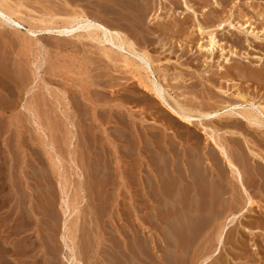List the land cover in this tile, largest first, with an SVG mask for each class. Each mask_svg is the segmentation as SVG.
<instances>
[{
    "label": "rangeland",
    "instance_id": "obj_1",
    "mask_svg": "<svg viewBox=\"0 0 264 264\" xmlns=\"http://www.w3.org/2000/svg\"><path fill=\"white\" fill-rule=\"evenodd\" d=\"M64 1L0 0L4 7H11L17 12L13 19L18 17L23 26L17 30L13 23L0 17V264H76L78 260L81 264H143L144 261L148 262L145 264H153L150 262L152 259H148L152 258L148 253L150 251L154 259H158V264H197L201 259L197 262V256L210 254L205 264H264V223L257 225L264 212V196H255V200L259 201L255 211L244 214L243 211L240 214V208L234 211L239 215L233 224H228L224 231L223 245L219 246L214 256L217 247L215 227L223 220L224 213H227L221 212L220 205L225 206L231 198V191L226 185L229 174L222 183L219 181L215 184L211 192L206 187H196L200 185V177L204 174L203 166L193 169L192 173L198 174V179L196 174L194 181L188 177L191 172L186 166L183 175L181 170L173 168L176 164L179 168L178 161L188 159V147L193 148V154L189 155L193 156L194 161L202 156L207 162L209 154L206 152L211 151L214 143L204 134L202 128L205 125L219 129L216 135L220 136L217 137L221 138L225 149L236 158L241 171L249 166L248 162L252 165L257 161L264 166V129L248 132L243 124L242 134L237 136L231 133V127L219 124V119L201 118L197 120L199 124L195 121V125H188L174 116L167 105H162L153 92L141 88L148 74L150 79L154 76L155 79L151 80L163 84L161 87L165 90L164 95L168 94L165 97L173 107L179 102L184 107L189 106L186 108L193 106L208 112L212 107L240 104L242 99L239 100V93L248 102L264 106V84L256 80L250 82V77L245 78L237 73L239 70L236 71V67L264 70V25L262 27L260 24L264 23V18L261 21L252 18L254 11L263 12L264 15V0H133L136 6L147 8V15L141 22L144 33L137 31L131 23L127 24L129 29L126 33L119 30L127 34V38H132H128L131 42H135L133 46L137 51L131 55L125 49H118L106 41V44L101 42L102 45L83 37L81 40L84 41L75 40L76 43H70L57 36L41 34L35 37L27 32L34 24L37 27L35 29L52 25L49 22L46 24L51 19L47 16L55 15L56 20L54 17L53 22L59 23L58 18L65 16L68 10L67 2L65 6ZM94 1V7L89 9L93 15H90L97 16L95 18L106 25L107 17L99 12L102 0ZM79 6V9H88ZM12 7L17 8L14 10ZM126 13L130 19L140 21L134 11ZM217 15L227 20L222 29L215 28L219 24V20H215ZM22 16H30V21ZM106 26L118 30L114 26ZM199 27L203 32L201 30L200 33ZM249 29L254 34L257 32L260 40L252 34H246ZM81 31L83 35L86 34L84 29ZM211 32L219 42L212 54L201 49V46H206ZM143 51H147L145 54L150 57L149 72V69L145 70L148 67L140 58ZM122 56L130 59L129 64L134 60L130 64L131 68L124 65V59L120 60ZM257 57L262 59L257 61ZM137 74L140 86L136 84ZM215 78L219 84L215 83ZM241 103L243 105L238 104L240 108L237 109L245 106L250 108L243 100ZM191 130L198 134L199 139ZM173 151L179 152L178 157ZM249 172L251 174L250 169L246 173ZM246 173H243L244 184L254 194L256 190L248 186L250 176ZM176 174L178 178H175ZM186 175L188 183L184 186L181 179L186 178ZM170 177L175 179L171 178V182ZM159 179H162L161 185L158 184ZM176 180L181 181L177 183L178 186ZM169 181L177 188L174 189L175 194ZM188 184L192 186L188 189L190 191L185 189L189 187ZM169 185L172 189L170 192L167 191ZM178 187L182 193L187 190V194H183L186 200L180 191L177 192ZM197 191L201 193L198 198ZM171 192L172 196L168 195ZM204 194L208 196H202ZM165 195H168V199ZM210 195H222V200L211 203ZM157 198H161L162 204L157 202ZM201 202L203 206L199 204ZM184 203H188L184 205L186 209L182 207ZM68 204L70 209L67 208ZM198 204L202 206L199 209ZM162 205L167 208L162 209ZM159 209L165 212V219L161 213L163 217L160 216L159 220ZM169 209L173 214L166 212ZM173 211L182 212L181 216L186 219ZM167 214L178 218L175 220L174 216L172 221ZM201 216H204L207 223L211 217L213 224H206V228ZM166 220H171L169 223L172 226ZM192 226L195 230L204 226L202 230H205H201V236V232L196 230V235L200 234L199 240L197 236L192 240L194 245L188 243L190 240L185 241L189 237L183 238L184 235L195 233L190 231ZM183 227L184 231L181 229ZM174 228L178 230V236L182 233L181 237L173 235ZM63 235L66 241L61 238ZM166 236L170 248L164 242ZM118 241L122 245L124 242L127 248L120 254L114 246ZM200 241L201 248L198 246ZM64 242H68L70 248ZM140 247L146 252L151 248L146 257L139 254ZM135 254L140 255L139 259Z\"/></svg>",
    "mask_w": 264,
    "mask_h": 264
},
{
    "label": "bare ground",
    "instance_id": "obj_2",
    "mask_svg": "<svg viewBox=\"0 0 264 264\" xmlns=\"http://www.w3.org/2000/svg\"><path fill=\"white\" fill-rule=\"evenodd\" d=\"M64 1V0H63ZM65 2H67V7H68V10H67V14L65 15V16H62V17H60V18H58L60 21H59V23H58V21H57V24H55V21L53 22V18L55 17V15L53 16V15H51V16H53V17H49V16H47L48 18H51L49 21H47V20H45V23H46V21H47V25L50 23V24H52V25H48L49 27H38V29H35V28H37V27H34V26H36L35 24H34V26H33V28L31 29L30 27H32L31 25H29L30 27V29H28L27 30V32L29 33V34H32V35H34L35 37H37V36H39V35H41V34H49V35H53V36H57V37H59V38H62V39H66V40H69L70 41V43H74V41L75 40H81V39H83V37H85V38H87V39H90V40H92V41H96V42H99L100 44H102L103 45V43H101V42H104V44H106L105 43V41L107 42V44H109V43H111L112 45H114V47L115 46H117L118 47V49L119 48H122V50L123 49H125L126 50V53L128 54H132V53H134V52H136L135 51V49H134V46H133V42H131L130 40L132 39V38H130L129 36H128V38H130V40L126 37V35L127 34H123L121 31H119V30H122V31H126V30H128L129 29V27L127 26V24L128 23H131V24H134L135 25V28H136V30L137 31H140V32H143L144 33V29L142 28V25H141V22H142V20L143 19H145L146 18V15H147V8L146 9H142L140 6H136L134 3H133V0H102V3L100 4V11L99 12H102V14L105 16V17H107L106 19V25H111V26H114V27H116L118 30H111V28L109 29L106 25H104V24H102V23H100L99 22V20L97 19V18H95V17H97V16H95V17H93V16H91V15H93V14H91L90 12V10L89 9H91V6L92 7H94L93 5H94V3H96L94 0H66V1H64V3ZM99 3V2H98ZM215 4V3H214ZM6 5V4H5ZM75 5H77L76 7H75ZM79 5H82L83 7L85 6V7H87L88 9L87 10H89V11H87V10H84V8L83 9H79V8H77ZM247 5V4H246ZM251 5V4H250ZM65 6H66V3H65ZM98 6V5H97ZM80 7V6H79ZM253 7V6H252ZM11 8V7H10ZM10 8H7V7H4L1 3H0V17L1 18H3V19H5V20H9L10 21V23H13L14 24V26L17 28V30H18V28L20 27V26H22L21 25V23L19 22V20H18V17H17V21L16 20H14L13 19V16L15 15V14H17V12H15V11H13L12 9H10ZM13 8V7H12ZM14 8H17V7H14ZM13 8V9H14ZM23 8V7H22ZM60 8H61V6L59 7V10H60ZM188 8V7H187ZM218 8V7H217ZM248 8V7H247ZM86 9V8H85ZM191 9V8H190ZM14 10H16V9H14ZM20 10V9H19ZM92 10H93V8H92ZM233 10V9H232ZM251 10H252V8H251ZM264 10V9H263ZM94 11V10H93ZM128 11H134L139 17H140V21H135V20H133V19H130L129 18V16L127 15V13L126 12H128ZM249 11V10H248ZM236 12V11H235ZM238 12V11H237ZM236 12V13H237ZM195 13V12H194ZM221 13V12H220ZM230 13V12H229ZM246 13V12H245ZM252 13V12H251ZM263 13V12H262ZM262 13H260V12H255L254 11V13L252 14V18H254V21L255 20H259V21H261L263 18H264V15H262ZM91 14V15H90ZM130 14V13H129ZM46 15V14H45ZM237 15H239V13L237 14ZM237 15H234V17L235 16H237ZM251 15V14H250ZM250 15H249V17H250ZM17 16V15H16ZM158 16V15H157ZM156 16V17H157ZM214 16V15H213ZM15 17V16H14ZM23 18H26V17H24V16H22ZM30 17V16H29ZM29 17H27L26 19L28 20V18ZM42 17V16H41ZM45 17V16H44ZM44 17H42V18H44ZM47 17H45V18H47ZM132 17H134V15L132 16ZM160 17V16H159ZM237 17H239V16H237ZM241 17V16H240ZM246 17H247V14H246ZM16 18V17H15ZM20 18V17H19ZM31 18V17H30ZM30 18H29V20H28V22L30 21ZM33 18H35V17H33ZM44 18V19H45ZM158 18V17H157ZM187 18V17H186ZM216 18L217 19H215V20H219V24L215 27V28H220V29H222V27L224 26V24L226 23V21L227 20H223V19H221L222 17L221 16H216ZM227 18V17H226ZM252 18H250V19H252ZM40 19V18H39ZM57 19V20H58ZM236 19V18H235ZM235 19H234V21H235ZM22 20H24V19H22ZM21 20V21H22ZM26 20V21H27ZM32 20V19H31ZM38 20V19H37ZM43 20V19H42ZM41 20V21H42ZM55 20H56V17H55ZM2 22H3V20H1ZM12 21V22H11ZM36 21V20H35ZM34 20H33V22L34 23H36L37 24V22H35ZM40 21V20H39ZM196 21V20H195ZM237 21H239V20H237ZM250 21V20H249ZM249 21L247 22V23H249ZM7 22V21H6ZM23 22V21H22ZM25 22V21H24ZM27 22V23H28ZM49 22V23H48ZM246 22V21H245ZM253 22V21H252ZM26 22H25V24H27ZM31 23H32V21H31ZM31 23H29V24H31ZM41 23V22H40ZM45 23H43V25L42 26H44V24ZM230 23V22H229ZM229 23H228V25H229ZM246 23V24H247ZM24 24V23H23ZM53 24H55L54 26H53ZM238 24V23H237ZM245 24V25H246ZM259 24V23H258ZM260 24H262L261 26L263 27V25H264V23L262 22V23H260ZM259 24V25H260ZM8 25V24H7ZM6 25V26H7ZM38 25V24H37ZM46 25V26H47ZM185 25V24H184ZM200 25V24H199ZM230 25H232L233 27L235 26V25H233V24H230ZM240 25V24H239ZM244 25V24H243ZM13 26V27H14ZM41 26V25H40ZM231 26V28H233ZM9 27V26H8ZM11 27V26H10ZM23 27V26H22ZM201 27H202V25H201ZM201 27H199V30H200V33H201V30H202V28ZM244 27V26H243ZM28 28V26L24 29V30H26ZM85 30V32H86V34L85 35H83V33H82V31L81 30ZM203 29H205V28H203ZM225 29V28H224ZM242 29H244V28H242ZM20 30V29H19ZM87 30V31H86ZM149 30V29H148ZM198 30V31H199ZM239 30V29H238ZM147 31V30H146ZM206 31H208L207 29H206ZM240 31V30H239ZM246 31V30H245ZM84 32V33H85ZM134 32V31H133ZM202 32H203V30H202ZM28 33H26L27 35H28ZM126 33V32H125ZM204 33H206V32H204ZM208 33V32H207ZM246 34L248 33V34H252V35H254V37L255 38H258L259 39V37L257 36V32L254 34V32L253 31H250V29H249V31L247 30L246 32H245ZM149 34V33H148ZM32 35H31V37H32ZM264 35V34H263ZM262 35V36H263ZM251 36V35H250ZM245 37V36H244ZM248 37V36H247ZM261 37V36H260ZM173 38V37H172ZM262 38V37H261ZM243 39V38H242ZM33 40H34V37H33ZM86 40V39H85ZM246 40H247V38H246ZM245 40V41H246ZM255 40V39H254ZM260 40V39H259ZM264 40V39H263ZM81 41H84V40H81ZM91 41V42H92ZM137 41V40H136ZM208 42H207V44H206V46H201V49L203 50V49H205L207 52H209L210 54H212L214 51H215V49H216V47L217 46H219V42H218V40H217V38H216V36L214 35V33L213 32H211V33H209L208 34V40H207ZM109 42V43H108ZM75 43H76V41H75ZM135 43V42H134ZM191 43V42H190ZM59 44V43H58ZM79 44H81V43H79ZM99 44V45H100ZM111 44H110V46H111ZM134 45H136V44H134ZM203 45V44H202ZM77 46H79L78 45V43H77ZM105 46V45H104ZM104 46H102V47H104ZM199 47V46H198ZM67 48V47H66ZM70 48V45H69V47H68V49ZM76 48V47H75ZM222 48V47H221ZM78 49V48H77ZM100 49V48H99ZM103 49L104 48H102L101 50L103 51ZM110 49H112V47L110 48ZM117 49V48H116ZM139 49V48H138ZM218 49H220V48H218ZM109 50V49H108ZM108 50H106V51H108ZM141 50V49H140ZM145 50V49H144ZM222 50V49H221ZM74 51H76V50H74ZM102 51H100V52H102ZM110 51V50H109ZM121 52V51H120ZM123 52V51H122ZM125 52V51H124ZM142 52V51H141ZM147 52V51H146ZM145 51H143V53L141 54L140 53V55H141V59H142V61L144 62L143 64L145 65V67L147 66L148 68H145V70H147V69H149V67L151 68V61H150V57H147V55L145 54L146 53ZM110 53V52H109ZM233 53V52H232ZM148 54V53H147ZM233 54H235V53H233ZM116 55H119L120 56V54H117L116 53ZM123 55H124V53H123ZM126 55V54H125ZM130 55H129V58H130ZM136 55V54H135ZM118 56V57H119ZM117 57V58H118ZM134 57H137V56H134ZM249 56H247L246 57V59L248 58ZM114 58V57H113ZM117 58H115V59H117ZM128 57H126V56H124V58H123V56L121 57V61H122V59H124V62H125V64L124 65H126V67H128V68H131L130 67V64H132V62L134 61H131L130 62V64H129V61H130V59H129ZM258 58V57H257ZM108 59V58H107ZM262 58H258V60L257 61H259V60H261ZM152 60V59H151ZM142 61H141V63H142ZM111 62V61H110ZM139 62V61H138ZM136 63V62H135ZM259 63H261V62H259ZM142 64V65H143ZM154 64V63H153ZM139 65V64H138ZM123 66V65H122ZM89 67V66H88ZM138 67V66H137ZM153 67V66H152ZM247 67H248V65H247ZM246 67V68H247ZM257 67V66H256ZM261 67V66H260ZM122 68H124V67H122ZM250 68H252L251 66H250ZM91 69V68H90ZM127 69V68H126ZM135 69H136V67H135ZM139 69V68H138ZM230 69V68H229ZM249 69V68H248ZM129 70V69H128ZM137 70V69H136ZM237 70H239V71H237ZM134 71V70H133ZM140 71H142V70H140ZM150 71V69L149 70H147V72H149ZM234 71V70H233ZM236 71H237V73H239L240 75H244L245 76V78L247 77H250L251 79H250V82L252 81V80H256V81H259V83L261 82V83H263L264 84V70L263 69H261V68H255V69H251V70H246L245 68H242V67H236ZM27 72V71H26ZM154 72V71H153ZM229 73V72H228ZM134 74V73H133ZM144 74H145V72H144ZM151 75H152V72L150 73ZM154 74V73H153ZM166 75V74H165ZM133 76V75H132ZM137 76H138V74L136 75V81H137ZM147 77L145 78L146 80H144L143 78H141L142 80H144L143 81V83H141L143 86L141 87L142 89H143V87H144V90L146 91H149V92H153V94H154V96H156L157 98H159L160 99V101L162 102V105L163 104H165V105H167L169 108L168 109H170V112L174 115V116H176L178 119H181V121H183V122H185V124H188V125H195L194 123H195V121L196 122H198L197 120H199V119H201V118H207V119H209V120H214V119H219V124H221V125H223V126H226L227 128H229V127H231L232 128V130H230L231 131V133L232 134H236L237 136H238V134H242L241 133V130H243V127H242V125L243 124H245V130L246 131H248V132H258V131H262V129H264V106L263 105H261V104H256L255 102H248L244 97H243V94L242 93H239V96L241 97V98H239V100L240 99H242L243 100V102H245L246 104H248L249 106H250V108H246V106L244 107V108H242V109H237L236 107H239L240 108V104H242L241 102H242V100H240L241 102H240V104L238 105H228V106H223V105H221V106H223V107H220V108H218V106H216V107H212V105H211V107H212V109H211V111H208V112H205V111H202L200 108L198 109V108H194L193 106L191 107V108H186V107H189V106H186V107H184V104L183 103H177L176 102V104H175V106L173 107V106H171V104H169L168 103V101H167V99H166V97H165V95L167 94H165L164 95V91H163V89H162V87H161V85H163V84H160L159 85V83H160V81H159V83H157V82H155V80L153 81V80H151L152 78L153 79H155L154 78V76L150 79L149 77H148V74L146 75ZM167 76V75H166ZM91 77V76H90ZM104 77V76H103ZM170 77V76H169ZM168 77V78H169ZM133 78V77H132ZM134 78V79H135ZM213 78V77H212ZM216 78H219V76L218 77H216ZM215 78V83H217V84H219L218 82H217V79ZM221 78V77H220ZM242 78V77H241ZM245 78H243L244 80H245ZM23 79H24V77H23ZM140 79V78H139ZM140 79V80H141ZM178 79V78H177ZM182 79V78H181ZM181 79H180V81H181ZM98 80V79H97ZM213 80H214V78H213ZM212 80V81H213ZM241 80V79H240ZM21 81V80H20ZM24 81V83H25V80H23ZM139 81V80H138ZM136 82V84L138 83L139 84V82ZM161 81H163V80H161ZM183 81V80H182ZM241 81H243V80H241ZM240 81V82H241ZM249 81V79H247V82ZM112 82V81H111ZM164 82H166V81H164ZM214 82V81H213ZM249 82V83H250ZM23 83V82H22ZM163 83V82H162ZM215 83H213V84H215ZM253 83H256L255 81H253ZM10 84V83H9ZM167 85V84H166ZM166 85H164V86H166ZM216 85V84H215ZM23 86V85H22ZM138 86H140V84L138 85ZM236 86V85H235ZM261 86V85H260ZM259 85H258V87H260ZM136 87V86H135ZM140 88V87H139ZM166 88H167V86H166ZM168 88H169V86H168ZM263 88V87H262ZM15 89V88H14ZM239 89V88H238ZM264 89V88H263ZM8 90V89H7ZM139 90V89H138ZM246 91V90H245ZM243 92V91H242ZM240 94H242V95H240ZM249 94V93H248ZM128 95V94H127ZM168 95V94H167ZM251 95V94H250ZM238 96V95H237ZM238 96V97H239ZM124 97V96H123ZM218 97V96H217ZM216 97V98H217ZM256 97V96H255ZM145 98V97H144ZM170 97L168 96V99H169ZM212 98V97H211ZM146 99V98H145ZM209 99V98H208ZM207 99V100H208ZM215 99V98H214ZM254 99H257V98H252V100H254ZM171 100V99H170ZM177 101V100H176ZM223 101V100H222ZM225 101V100H224ZM227 101H229V100H227ZM139 102V101H138ZM148 102V101H147ZM173 102V101H172ZM224 103V102H223ZM227 103V102H226ZM259 103V102H258ZM173 104V103H172ZM181 104V105H180ZM183 104V105H182ZM209 104V103H208ZM207 104V105H208ZM233 104H235V103H233ZM44 105V104H43ZM185 105H187V104H185ZM190 105H192V104H190ZM198 105H200V104H198ZM210 105V104H209ZM219 105V104H218ZM243 105V104H242ZM199 107V106H198ZM32 108V107H31ZM34 108V107H33ZM38 108H36V110H37ZM237 109V110H236ZM32 110V109H31ZM34 110V109H33ZM35 110V111H36ZM43 110V109H42ZM164 110V109H163ZM207 110H210V109H208L207 108ZM29 111H30V109H29ZM32 113V112H31ZM34 113V112H33ZM37 116V115H36ZM206 120V119H205ZM203 121V120H202ZM205 123V122H204ZM208 123V122H207ZM198 124H199V122H198ZM201 126V125H200ZM226 128V129H227ZM230 128V129H231ZM203 131H204V134H206L207 135V137H208V139H210V141H212L214 144H213V146L214 147H212L210 150V152L208 151V152H206V153H208L209 154V159L207 160V162H205L204 161V159H203V157L202 156H200L199 158H197V159H195L196 161H194V158H193V156H190V155H192L193 154V148H190V147H188V148H186V152H188L187 153V155L190 157H187L188 159L187 160H185V161H178V167L179 168H177V164H176V168L175 167H173L176 171L179 169V170H181L182 172H181V174L183 175L184 173H183V170L185 171V169L187 168V170H189L191 173H190V175L188 176V177H191V179H192V181H194L195 180V175L197 174V173H192V171H193V169L194 168H196V167H198V166H203V167H201V168H203L204 169V174L200 177V185H198V186H196V187H206L208 190L207 191H209L210 189H211V192H212V188L214 189V187H215V184L217 185L218 184V182L219 181H221V183H222V181H224V179H226V176H227V174H229V176H227L228 177V179L226 180V185H227V187H229V189H230V191H231V198H230V200H229V202H227V203H225V206H222V204L220 205V207L222 208L221 209V212L222 211H227V213L225 214L224 213V215L222 216V217H224L223 218V220L222 221H220L217 225H216V227H215V231H216V233H215V241H216V243H217V247H216V252L214 253V256L217 254V251H219V246L220 245H223L222 243H223V236H224V231L226 230V228H227V226H228V224L229 223H232L233 224V222H235L234 220L238 217V215L239 214H236V213H234V211H236L237 209H241L239 212H240V214H241V211H243V214L244 213H247V212H252V211H255V208H256V204H257V202H259V201H256L255 200V196H259L260 198H262L263 196H264V166L261 164V163H259V162H255V164H253L252 163V165L251 164H249V162H248V165L250 166H247V167H244L243 168V171H241L240 170V167H239V164H238V162H237V160H236V158L233 156V154L232 153H230V152H228L226 149H225V146L223 145V143L220 141V139L217 137L218 135L220 136V134H218V135H216V133H217V131L219 130H216V128H214V126L213 127H209L208 125H205V126H203ZM229 130V129H228ZM191 132H192V130H191ZM219 132V131H218ZM225 132V131H224ZM223 132V133H224ZM194 132H192V134H193ZM227 133V132H226ZM244 133V132H243ZM178 134V133H177ZM183 134V133H182ZM231 134V135H232ZM194 135L195 136H197L198 137V139H199V136H198V134L196 135L195 133H194ZM230 135V134H229ZM158 136V135H157ZM193 136V135H192ZM234 136V135H233ZM185 137V136H184ZM196 137V138H197ZM240 137V136H239ZM186 138V137H185ZM236 140V139H235ZM196 141H197V139H196ZM172 145V144H171ZM238 146V145H237ZM173 147V146H172ZM174 148V147H173ZM172 148V149H173ZM198 148V147H197ZM241 148V147H240ZM160 149V148H159ZM171 149V150H172ZM175 149V148H174ZM199 149V148H198ZM206 149V148H205ZM176 150V149H175ZM204 150V149H203ZM173 153H175V155L177 156L178 154H179V152H174L173 151ZM182 153H184V151L182 152ZM251 153V152H250ZM190 154V155H189ZM199 154V153H198ZM252 154V153H251ZM154 155V154H153ZM166 155V154H165ZM182 156H186V155H182ZM241 156V155H240ZM254 156L255 157H257V154L255 153L254 154ZM178 157V156H177ZM176 157V158H177ZM153 158V157H152ZM259 158V157H258ZM264 158V157H263ZM177 159H179V158H177ZM243 159V158H242ZM241 159V160H242ZM248 159V158H247ZM262 159V158H261ZM164 160H166V159H164ZM262 161V160H261ZM163 162V161H162ZM161 162V163H162ZM168 162V161H167ZM166 161H165V163H167ZM241 162V161H240ZM239 162V163H240ZM165 163H162V164H165ZM170 162H168L167 164H169ZM154 164H156V163H154ZM166 164V165H167ZM157 165V164H156ZM155 165V166H156ZM154 166V167H155ZM170 166V165H169ZM186 166V168H184ZM156 168V167H155ZM158 168V167H157ZM172 168V167H171ZM198 169V168H197ZM251 170V174H250V172H249V174H247L246 172L248 171V170ZM157 171H158V169H156ZM199 170V169H198ZM207 170V171H206ZM197 172V171H196ZM200 172V171H199ZM246 173L247 174V176H250V177H248L249 178V180H248V186H250L251 188H253L254 190H256V192H254V194L252 193H250L249 191H248V189H247V187H246V183L244 184V179H243V173ZM155 173H156V171H155ZM186 174H187V171H186ZM157 176H158V174H156ZM188 175V174H187ZM187 175H186V178H183V179H181V181H182V184L185 186H187V183H188V177H187ZM168 176V175H167ZM170 176V175H169ZM174 176H177V174L176 175H174ZM200 176V175H199ZM182 177V176H181ZM229 177H230V179H229ZM161 178V177H160ZM169 178V177H168ZM171 178L172 179H175V178H178V176L177 177H170V181L172 182V180H171ZM165 179V178H164ZM180 179V178H179ZM190 179V178H189ZM196 179H198V174H197V176H196ZM162 180V179H161ZM161 180L159 179V182H158V184H160L161 185ZM169 181V183H170V185L172 184L171 182ZM177 181V182H176ZM176 181H174L173 182V184L176 182V185H177V183L178 182H181V181H179V180H176ZM191 181V180H190ZM217 182V183H216ZM156 183V182H155ZM157 184V185H158ZM179 184V183H178ZM198 184V183H197ZM170 185H169V188H167V191L168 192H170L172 189H173V191L172 192H174V194L176 193V190H174V189H177L176 187H174V185L172 186V189L170 188ZM189 185V184H188ZM178 186V185H177ZM190 186L191 185H189V187L188 188H185V189H191L192 188V186H191V188H190ZM181 187V186H180ZM199 188V189H200ZM194 189V188H193ZM183 190H184V188H183ZM186 190V191H187ZM203 190V189H202ZM222 190V189H221ZM165 191V190H164ZM180 190H179V187H178V191L177 192H179ZM185 191V190H184ZM186 191L184 192V193H182L181 191L179 192V193H182V194H180V195H182L183 196V194H184V196H185V194H187L186 193ZM188 191H190V190H188ZM195 191V190H194ZM206 191V190H205ZM206 191V192H207ZM172 192L170 193V194H168V195H170V196H172ZM192 192V191H191ZM201 192V191H200ZM252 192V191H251ZM167 193V192H166ZM166 193H164V194H166ZM178 193V194H179ZM188 193H190V192H188ZM201 194V193H200ZM200 194H198V191H197V194H196V197L198 196V195H200ZM208 194V193H207ZM168 195H165V197L166 196H168ZM161 195H159V197H160ZM183 196V197H184ZM190 196H191V194H190ZM190 196H188V198H190ZM201 196V195H200ZM202 196H205V197H207L205 194L204 195H202ZM156 197V196H155ZM158 197V198H159ZM164 196H162V198H165ZM195 197V196H194ZM210 197V202L211 203H214V201L215 200H217L216 202H219L218 200H222V195L220 196V197H216V195H210L209 196ZM157 198V202L159 203V202H161V204H162V200H161V198L160 199H158ZM167 198V197H166ZM165 198V199H166ZM182 198V197H181ZM185 198V197H184ZM184 198H182V199H184ZM187 198V197H186ZM186 198H185V200H186ZM198 198V197H197ZM258 198V197H257ZM156 199V198H155ZM168 199V198H167ZM179 199V198H178ZM201 199V198H200ZM207 199V198H206ZM161 200V201H160ZM179 200H181V199H179ZM188 200V199H187ZM197 200V199H196ZM67 201V200H66ZM184 201V200H183ZM192 201V200H191ZM200 201V200H199ZM202 201V200H201ZM206 201V200H205ZM208 201H209V199H208ZM207 201V202H208ZM170 202V201H169ZM189 202V201H188ZM203 202V201H202ZM199 203L200 205H202L203 203ZM221 202H223V201H221ZM66 203V202H65ZM179 203H180V201H179ZM183 203V202H182ZM175 204V203H174ZM188 204V203H187ZM187 204L186 203H184L183 204V208L184 209H186L185 207H184V205L185 206H187ZM197 205L198 206V209L199 208H201L200 207V205ZM217 204V203H216ZM216 204H215V206H216ZM160 205V204H159ZM182 205V204H181ZM209 205V204H208ZM259 205V204H258ZM176 206V205H175ZM196 206V207H197ZM206 208H207V206H206V204L204 205ZM261 206V208H262V205H260ZM260 206H259V208H260ZM70 206H69V204H68V207L67 208H69ZM162 209H166L167 208V206H166V208H164V205H162ZM178 207H179V204H178ZM191 207H194V206H192L191 205ZM205 207H203V209L205 208ZM219 207V208H220ZM175 208V207H174ZM188 209H189V206L187 207ZM205 208V209H206ZM210 208V207H209ZM211 208H213V206H211ZM258 208V207H257ZM70 209V208H69ZM69 209H68V211H69ZM192 209V208H191ZM195 209V208H194ZM214 209H216V207L214 208ZM160 210V209H159ZM163 210V211H164ZM170 211H171V209H169ZM166 211V212H169V213H172V211L170 212V211ZM173 210V209H172ZM175 210V209H174ZM177 210V209H176ZM190 210V209H189ZM200 210H202V209H200ZM199 210V211H200ZM207 210V209H206ZM212 210V209H211ZM161 211V210H160ZM159 211V212H160ZM180 211V210H179ZM182 211H184V210H182ZM188 211V210H187ZM195 211V210H194ZM218 211V210H217ZM259 211H260V209H259ZM264 211V210H263ZM262 211V212H263ZM66 212V211H65ZM174 212V214H179V216L180 217H182L181 216V214L180 213H182V212H178V213H176V211H173ZM202 212V211H201ZM204 212V211H203ZM212 213H213V211H211ZM162 213V211L160 212V214ZM210 213V212H209ZM217 213V212H216ZM65 214V213H64ZM67 214V213H66ZM65 214V215H66ZM159 214V220H160V216L161 217H163V215L162 214H164V219H165V217H166V214H165V212H163L161 215ZM173 214V213H172ZM171 214V215H172ZM185 214H187V213H185ZM190 214V213H189ZM189 214H187V215H189ZM211 214V213H210ZM242 214V215H243ZM260 214V213H259ZM168 216L170 215V214H167ZM205 215H207V214H205ZM220 215H222V214H220ZM220 215H217L216 217H221ZM175 216V217H174ZM173 217H174V219L175 218H178V217H176V215H174ZM194 216V215H193ZM200 216V215H199ZM198 216V217H199ZM260 216V215H259ZM172 219H171V218ZM173 217L172 216H169V219H171L172 221H173ZM184 217V216H183ZM182 217V218H183ZM190 217V216H189ZM192 217V216H191ZM204 217V216H203ZM202 216H201V218H203ZM218 217V218H219ZM221 217V218H222ZM241 217V216H240ZM243 217V216H242ZM163 218L161 219L162 220V223L164 222L163 221ZM150 219V218H149ZM167 219V218H166ZM184 219H186V217H184ZM189 219V218H188ZM204 219V218H203ZM158 220V221H159ZM171 220H169V221H171ZM176 220V219H175ZM181 220V219H180ZM199 220H201L200 219V217H199ZM198 220V225L200 224V221ZM208 220V223L210 224V222H211V217L209 218V219H207ZM238 220H239V218H238ZM167 221V220H166ZM165 221V222H166ZM169 221H167V224L169 223ZM183 221H185V220H183ZM195 221V222H194ZM194 221H192V222H194V223H196L197 221H196V219H194ZM203 221V220H202ZM213 221V220H212ZM218 221V220H217ZM148 222H151V220H149ZM161 222V221H160ZM175 222V221H174ZM203 222H205V226H206V228H208V226L206 225V224H208L207 222H206V219H204V221ZM203 222H202V224H203ZM63 223H66V222H63ZM154 223V222H153ZM156 223V222H155ZM177 223V222H176ZM185 223V222H184ZM257 223V222H256ZM264 223V212L261 214V220L259 221V223L257 224V225H261V224H263ZM151 224H152V222H151ZM170 224V223H169ZM178 224V223H177ZM211 224H213L212 222H211ZM210 224V225H211ZM214 224H215V222H214ZM63 225H65V224H63ZM153 225V224H152ZM155 225V224H154ZM157 225V224H156ZM171 226H172V224H170ZM190 225V224H189ZM194 225V224H193ZM66 226V225H65ZM64 226V227H65ZM151 226V225H150ZM171 226L170 227H168V228H171ZM196 226H197V223H196ZM195 226V227H196ZM200 226H202V225H200ZM230 226V225H229ZM156 227H158L159 228V226H156ZM198 227V226H197ZM264 227V226H263ZM66 228H68V227H66ZM177 228V227H176ZM189 228H191V227H189ZM199 228H202V227H199ZM203 228H204V226H203ZM202 228V229H203ZM205 228V229H206ZM211 228V227H210ZM213 228V227H212ZM160 229V228H159ZM175 229V228H174ZM178 229V228H177ZM182 230L184 229V227L183 228H181ZM194 229V230H193ZM202 229H196L197 231H200L201 232V230ZM161 230V229H160ZM160 230H158V231H160ZM179 230V229H178ZM178 230H176L175 229V231L174 230H172L174 233H173V235H177V237L179 238V237H181V234H180V236H178V233L179 232H177ZM182 230H181V232H182ZM195 230V228H193V226H192V228H191V232H195L193 235H192V233H189L188 235H184V237L183 238H188V240H185V241H189L188 243H190V245L192 244V245H194L193 244V242H192V240H194V239H196L197 237V240H199V234H200V232L199 233H197V235H196V231ZM65 231V230H64ZM184 231V230H183ZM203 232L205 231V230H202ZM249 231V230H248ZM164 232V231H163ZM176 232H177V234H176ZM228 232V231H227ZM160 233V232H159ZM162 233V232H161ZM164 233H166V231L164 232ZM184 234V233H183ZM185 234H186V232H185ZM66 235V234H65ZM191 235H192V237H191ZM202 235V232H201V234H200V236ZM195 236H197L196 238H195ZM213 236V237H214ZM66 237H68V236H66ZM61 238H64V241H66L65 240V236L63 235ZM168 238V236H166V238H165V243L167 244L168 242H169V240L167 239ZM186 238V239H187ZM192 238V239H191ZM225 238V237H224ZM69 239V238H68ZM166 240H168L167 242H166ZM177 240V239H176ZM179 240V239H178ZM180 240H181V238H180ZM197 240H195V242H197ZM68 242H69V240H67ZM182 242L184 241V239H182L181 240ZM185 241H184V243H185ZM202 241V240H201ZM201 241H200V244L198 245L199 246V248H201L200 247V245H201ZM205 241V239L203 240V242ZM68 242H66V244H65V242H64V244L65 245H68ZM180 242V241H179ZM207 242H209L210 243V241H207ZM164 243V244H165ZM187 243V244H188ZM141 244H142V242H141ZM170 243H168V248H170L169 245ZM178 244H182V243H178ZM197 244V243H196ZM204 244H206V243H204ZM140 245V244H139ZM149 245V244H148ZM207 245H208V243H207ZM216 245V244H215ZM69 246V245H68ZM114 246H115V248L118 250L117 252H119V254L120 253H122L123 252V250L125 249V246H124V242H123V245H122V243L120 242V241H118V243L116 244V243H114ZM185 246V245H184ZM189 246V245H188ZM197 246V247H198ZM203 246H205V245H203ZM174 247V246H173ZM182 247V246H181ZM193 247V246H192ZM210 247V246H209ZM25 248V247H24ZM23 248V249H24ZM67 248V247H66ZM69 248H70V246H69ZM69 248H67L68 250H69ZM172 248V247H171ZM175 248V247H174ZM183 248V247H182ZM20 249V248H19ZM18 249V250H19ZM127 249V248H126ZM125 249V250H126ZM129 249H131V248H129ZM136 249H138V248H136ZM140 249H141V247H140ZM147 249V248H146ZM149 249H151V248H149ZM149 249L147 250V252L149 251ZM158 249V248H157ZM178 249V248H177ZM184 249V248H183ZM191 249V248H190ZM205 249H208L207 247H205ZM14 250V249H13ZM21 250V249H20ZM142 250H143V248L140 250V255L142 256V255H144L145 257H146V250H143V252H142ZM185 250V249H184ZM199 250V249H198ZM197 250V251H198ZM131 251V250H130ZM133 251V250H132ZM159 251V250H158ZM161 251V250H160ZM187 250H185V252H186ZM196 251V250H195ZM202 251V250H201ZM20 252H22V250L20 251ZM71 252H72V250H71ZM151 252V251H150ZM150 252H148L151 256H152V258H148V257H150L149 255H148V259L150 260V259H152V261L150 260V262H152L153 264H158L159 262L157 261L158 259L157 258H155L154 259V257L155 256H153ZM164 252H166L165 250H164ZM125 253V252H124ZM136 253V252H135ZM143 253H145V254H143ZM196 253V252H195ZM203 253V252H202ZM126 254V253H125ZM134 253H132L131 255H133ZM153 254H155V253H153ZM162 254V253H161ZM168 254V253H167ZM185 254V253H184ZM188 254V253H187ZM116 255V254H115ZM140 255H134V256H137V258L139 259V257L138 256H140ZM156 255V254H155ZM166 255V254H165ZM193 255H195L194 253H193ZM211 255V254H210ZM201 256V257H199V256H197V262H199L198 261V259L199 258H201L200 259V262L199 263H197V264H205V263H207L206 261H208L209 259H210V257L211 256ZM50 256V255H49ZM72 256V255H71ZM161 256V255H160ZM171 256V255H170ZM182 256V255H181ZM53 257V256H52ZM145 257L143 258V259H145ZM185 257H187V255L185 256ZM126 258V257H125ZM124 258V259H125ZM128 258V257H127ZM142 258V257H141ZM140 258V259H141ZM146 258V259H147ZM159 258V257H158ZM188 258V257H187ZM186 258V259H187ZM162 259V261L163 260H165V259H163V258H161ZM160 259V260H161ZM169 259V258H168ZM71 260V259H70ZM122 260V259H121ZM129 260V259H128ZM142 260V259H141ZM141 260H138L139 262L141 261ZM170 260V259H169ZM172 260V259H171ZM119 261H120V259H119ZM119 261H117V262H119ZM137 261V262H138ZM161 261V262H162ZM178 261V260H177ZM186 261V260H185ZM76 262V261H75ZM78 262V263H77ZM76 262V264H81L80 263V261L78 260ZM121 262V261H120ZM119 262V263H120ZM147 261H144V263L143 264H145ZM167 262H170V261H167ZM172 262V261H171ZM176 262V261H175ZM187 262V261H186ZM193 262V261H192ZM128 263V262H127ZM148 263V262H147ZM177 263H180L179 261L177 262ZM117 264V263H116ZM120 264H123V262L122 263H120ZM133 264V263H132ZM139 264V263H138ZM151 264V263H150ZM171 264H173V263H171ZM180 264H182V262L180 263ZM185 264V263H184ZM186 264H188V262L186 263ZM192 264V263H191Z\"/></svg>",
    "mask_w": 264,
    "mask_h": 264
}]
</instances>
